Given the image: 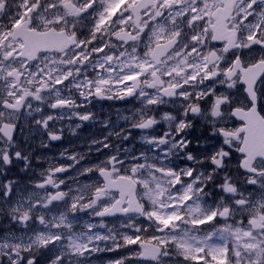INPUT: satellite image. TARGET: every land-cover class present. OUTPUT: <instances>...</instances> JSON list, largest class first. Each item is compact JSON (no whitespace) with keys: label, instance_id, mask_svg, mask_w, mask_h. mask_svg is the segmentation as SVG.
<instances>
[{"label":"snow or ice","instance_id":"1","mask_svg":"<svg viewBox=\"0 0 264 264\" xmlns=\"http://www.w3.org/2000/svg\"><path fill=\"white\" fill-rule=\"evenodd\" d=\"M128 98L140 107L122 119L147 150L79 169L85 155L64 151L72 163L50 164L26 193L0 184V264H41L44 253V264H90L112 252L107 264H264V0H0V169L29 167L16 147L22 119L59 141L50 122H88L94 113L79 109L93 99ZM161 106L175 114L156 135ZM194 120L220 141L202 158L186 151ZM181 154L207 166L177 170ZM233 154L239 184L224 171ZM72 169L69 186L60 174ZM105 217H123L120 228Z\"/></svg>","mask_w":264,"mask_h":264},{"label":"flooded vegetation","instance_id":"2","mask_svg":"<svg viewBox=\"0 0 264 264\" xmlns=\"http://www.w3.org/2000/svg\"><path fill=\"white\" fill-rule=\"evenodd\" d=\"M89 75H93L91 72H89ZM78 98V97H77ZM140 105L138 102L133 99L129 98L127 100H97L93 99L90 104L86 106V108L79 109V111H90L94 113V118L88 122H81L77 120L75 117H72L69 119L68 115L65 114L63 119H58L54 122H50L53 124V126L59 131L61 128L63 129L62 138L59 141H54V149L56 150H62L58 149L61 145H64V143L69 142V144L75 145L76 143L83 144L82 147L76 148L75 150L69 149L67 153L76 152L80 154H84L85 156L89 153L90 156L86 158H94V160H98V163L100 160L105 159L107 156L119 152V155L121 158H124L126 153L125 149L128 150V152H135L136 154H139L142 150H147L146 145L141 144L140 139V131L136 129H130L129 123L126 122L122 117L130 116L132 112L139 108ZM45 113H52L53 115L60 113L61 110H52L45 107L44 109ZM168 111L170 115L175 114L174 110L171 108V106H161V111L157 113V119H160V124L156 126V131L154 134L158 135L161 134L162 131L167 127L168 122L161 119L164 112ZM31 122L29 121L27 124L23 121V119L20 121V127H18L16 134H15V140H16V147L19 151H21L24 154L25 147L31 152V146H29L26 142L29 141H40L43 142L45 140V137L47 136L46 133L41 134L40 132H36V134L31 133ZM81 124V127L78 129H75V134L70 130L72 128H75V125ZM21 128L23 129V132L21 131ZM129 128L130 135L128 139L118 138L115 135H109V133H115L119 132L121 129ZM210 129L207 126H202L200 124L199 120L193 121V127L188 130V139L192 141V143L189 145L188 149H186L187 152H191L194 156L202 158L204 154H207L211 152L214 148L220 146V141L216 137H212L209 135ZM110 145L107 149H102L101 151H97L96 154H93V150L97 148H102L101 145L96 144L92 145V148L90 150L89 145L91 142L95 140H105ZM89 144V145H87ZM90 152H87V151ZM32 160L29 163V166L37 165L34 161V155L32 154ZM22 160V159H21ZM179 161L178 166H174L173 163L175 161ZM17 160H13V162H16ZM12 162V163H13ZM236 162L235 154H233L231 165H234ZM171 165L176 168L177 170L179 168H183L184 166H191L194 168H197L199 170H203L205 165H195L192 164V162L187 161L183 158V155L181 154L178 157L172 158ZM184 165V166H183ZM7 171H5V174L9 176V180H21L22 182H26V175L22 176L17 171L18 169L15 168L13 165L6 168ZM224 171H227L229 175L233 176L234 179L237 180V183H240V173L239 170L233 166L231 168H226ZM32 171H29L31 173ZM66 174V173H65ZM222 174V173H221ZM2 170L0 169V177L1 181L3 183H7L9 180H6L3 177ZM16 182V181H15ZM216 183H220V179L217 178L215 183L209 185L210 190L213 193V197L218 198V191L215 187ZM16 185H19L16 183ZM15 185V186H16ZM243 188L247 189L248 191H252V186H248L246 184L241 185ZM1 221L3 223H9V220L7 216L0 217Z\"/></svg>","mask_w":264,"mask_h":264},{"label":"rangeland","instance_id":"3","mask_svg":"<svg viewBox=\"0 0 264 264\" xmlns=\"http://www.w3.org/2000/svg\"><path fill=\"white\" fill-rule=\"evenodd\" d=\"M35 103V102H34ZM24 121V120H23ZM30 127H31V124H30ZM43 142H46V143H49V146L48 147H41V143L40 141H29V142H26L29 146H31V152L32 154H35L34 155V161L36 162L37 165H34V166H29L27 171H23L22 169L25 168V164H24V161L23 160H17L16 162H13L11 165H13L15 168L18 169V173L22 176H25L26 175V182H22L21 180H14L17 182V184L19 185H16L15 188L19 189L21 192H27V189L30 188L32 185L30 183V181H34V180H37L39 178V173L41 171H43L44 169L48 168L50 164H60V165H69L71 164L72 162L67 160V159H63L61 158L60 156V153L64 152V151H68L69 149L71 150H75V147L76 148H79V147H82L83 144H80V143H76L75 145L73 144H69V142L67 143H64V145H61L60 147H58V149H62V150H56L54 149V141L53 142H48L47 141V136L45 137V140ZM141 144L142 145H146L144 144L142 141H141ZM89 145V144H87ZM147 147H149L148 145H146ZM27 148L25 147V150ZM87 152H90L89 150ZM73 153H76V152H71V153H68V154H73ZM97 151L96 149L93 150V154H96ZM90 154L88 153L85 158L81 161L80 164H78L76 166V169H79L81 167V165H84V164H95V163H98V160H94V158H88L86 160L87 157H89ZM186 160V159H185ZM173 165H175L173 163ZM184 166V165H183ZM185 167V166H184ZM10 168V166H9ZM229 168H231V164L229 166ZM76 169H72L70 170L68 173H66L65 175H63V177L66 178L67 180V184L69 186H73V182L71 179H67V177L69 176H74L75 175V172H76ZM2 170V173L4 174L3 177L6 179V180H9V176H7L5 174V171H7V169H1ZM29 171H32L31 173H29ZM222 175L221 174V178H222ZM81 180H84L85 178L84 177H80ZM221 182V181H220ZM0 184H3V182L1 181V177H0ZM65 190H67L65 188ZM218 191V198L220 195H222V193L219 191V189H217ZM80 217H81V223H83L84 221H86V218H88V220H92L93 222H99V221H95L93 218L94 217H89L83 213L80 214ZM122 219L120 220H117V221H112V222H105L109 227H115L117 229L120 228V222H121ZM0 223L1 224H5L4 226L7 227L9 226V223H3L0 219ZM138 223H141V224H144L146 226L147 222L146 221H143V219L141 218L140 220H138ZM13 228L15 227L14 225L12 226ZM0 229H3L1 226H0ZM123 230V229H121ZM103 231V230H101ZM97 257H100V258H97ZM114 257L112 256H101L100 254H97V256L93 257L92 258V261L90 262V264H107V260L109 259H112ZM47 259V253H44V255L41 257V264H44V260Z\"/></svg>","mask_w":264,"mask_h":264},{"label":"trees","instance_id":"4","mask_svg":"<svg viewBox=\"0 0 264 264\" xmlns=\"http://www.w3.org/2000/svg\"><path fill=\"white\" fill-rule=\"evenodd\" d=\"M111 256L113 255L115 258H118L120 253L119 252H112V253H109Z\"/></svg>","mask_w":264,"mask_h":264},{"label":"water","instance_id":"5","mask_svg":"<svg viewBox=\"0 0 264 264\" xmlns=\"http://www.w3.org/2000/svg\"><path fill=\"white\" fill-rule=\"evenodd\" d=\"M107 218L109 219V218H112V217H105L104 219H107Z\"/></svg>","mask_w":264,"mask_h":264}]
</instances>
